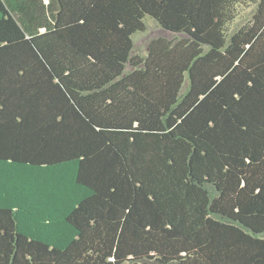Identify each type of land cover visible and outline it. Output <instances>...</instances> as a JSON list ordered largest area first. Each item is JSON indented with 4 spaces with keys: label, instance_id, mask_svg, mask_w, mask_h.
<instances>
[{
    "label": "trees",
    "instance_id": "1",
    "mask_svg": "<svg viewBox=\"0 0 264 264\" xmlns=\"http://www.w3.org/2000/svg\"><path fill=\"white\" fill-rule=\"evenodd\" d=\"M0 264H264V0H0Z\"/></svg>",
    "mask_w": 264,
    "mask_h": 264
},
{
    "label": "rangeland",
    "instance_id": "2",
    "mask_svg": "<svg viewBox=\"0 0 264 264\" xmlns=\"http://www.w3.org/2000/svg\"><path fill=\"white\" fill-rule=\"evenodd\" d=\"M254 11L255 8L253 5L251 7H239L240 14L232 25L233 30L239 28L244 22H246V20L252 16ZM145 21L147 22L146 32H139L134 36L136 50L143 55L147 52L148 44L152 39L158 37H173V34L163 30L153 18L147 17Z\"/></svg>",
    "mask_w": 264,
    "mask_h": 264
}]
</instances>
